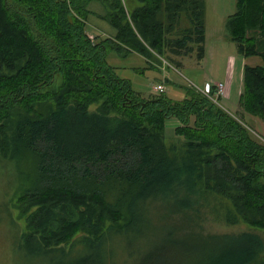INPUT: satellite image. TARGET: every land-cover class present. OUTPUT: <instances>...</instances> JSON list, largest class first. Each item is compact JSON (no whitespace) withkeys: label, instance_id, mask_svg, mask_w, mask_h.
Instances as JSON below:
<instances>
[{"label":"trees","instance_id":"obj_1","mask_svg":"<svg viewBox=\"0 0 264 264\" xmlns=\"http://www.w3.org/2000/svg\"><path fill=\"white\" fill-rule=\"evenodd\" d=\"M136 1L126 12L122 0H0V156L17 170L31 159L21 264H259L258 235L203 234L192 217L212 196L225 224L264 231V143L214 85L140 98L105 62L149 50L199 61L204 0ZM92 2L111 39L87 36ZM225 28L238 55L260 59L243 67L238 106L263 118L264 0H236ZM171 118L178 146L165 143Z\"/></svg>","mask_w":264,"mask_h":264},{"label":"rangeland","instance_id":"obj_2","mask_svg":"<svg viewBox=\"0 0 264 264\" xmlns=\"http://www.w3.org/2000/svg\"><path fill=\"white\" fill-rule=\"evenodd\" d=\"M122 2L126 12H130L138 5L136 0H122ZM203 2V54L199 61L192 52L185 56H175L168 52L157 54L149 50L147 59L135 53L117 56L113 52H108L105 62L113 68L118 78L129 82L131 91L140 98L147 99L161 92L170 100L180 102L185 97L186 88H193L206 95L208 87L214 85L216 95L219 96L218 106L229 115L235 116L253 139L264 143V115L263 118L250 116L241 112L238 106L239 94L242 91L243 67L260 65V59L241 57L230 41L225 23L235 12L236 0H204ZM87 9L93 14L87 18L85 24L87 36L111 39L114 35L113 29L97 18V15L105 14L102 6L92 2ZM217 84L222 87L219 89ZM155 87H160L162 91H157ZM88 108L94 110L96 105H90ZM176 126L178 122L173 118L165 122L166 145L178 146L181 141L180 138L174 137ZM30 162L31 159L26 156L25 161L20 160L17 170V163L0 156V264H21L17 243L18 231L24 227V216L20 215L21 206L17 203V196L20 195V187L24 184L18 181L21 180L20 172L29 175L27 165ZM205 198L206 201L203 202L202 209H199L197 217H192L203 234H233L248 231L258 235L264 247V231L240 223L228 226L221 218L222 210L219 205L223 203H219L220 199L212 196ZM185 225H187L186 221ZM259 264H264V249L263 260Z\"/></svg>","mask_w":264,"mask_h":264},{"label":"built area","instance_id":"obj_3","mask_svg":"<svg viewBox=\"0 0 264 264\" xmlns=\"http://www.w3.org/2000/svg\"><path fill=\"white\" fill-rule=\"evenodd\" d=\"M217 85H218L219 89L222 87L220 84H217ZM155 89H156L157 91H159V92L162 91V89H161L160 87H157V88L155 87Z\"/></svg>","mask_w":264,"mask_h":264}]
</instances>
